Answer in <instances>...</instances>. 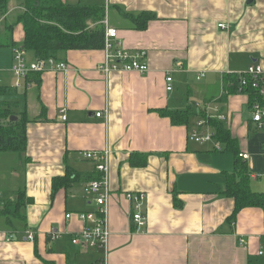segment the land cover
<instances>
[{"label": "crops", "instance_id": "1", "mask_svg": "<svg viewBox=\"0 0 264 264\" xmlns=\"http://www.w3.org/2000/svg\"><path fill=\"white\" fill-rule=\"evenodd\" d=\"M15 1L6 15L11 23L22 9ZM64 1L108 6L122 47L147 51L150 70L105 74L104 49L68 50L58 55L68 71L32 73L15 87L11 70H1L13 57H0V100L27 119L26 150L0 152V264H101L100 251L72 242L91 225L78 214L97 210L85 188L100 174L86 151L110 152L108 264H264V210L243 208L231 219L235 200L225 194L236 152L249 155L251 190L264 193V129L253 121L250 95L231 81L253 64L264 67V0ZM144 12L156 15L145 29L126 16ZM24 37L22 24L15 25L14 41ZM211 102L225 115L212 119L236 139V152L216 138L214 123V141L190 140ZM166 108L189 111V122L174 124L160 115ZM135 192L147 194L144 227L134 223L126 197ZM19 193L24 218L14 229L1 211ZM27 230L34 241L25 239ZM54 230L58 239L50 237ZM14 231L17 238L8 240Z\"/></svg>", "mask_w": 264, "mask_h": 264}, {"label": "trees", "instance_id": "2", "mask_svg": "<svg viewBox=\"0 0 264 264\" xmlns=\"http://www.w3.org/2000/svg\"><path fill=\"white\" fill-rule=\"evenodd\" d=\"M10 2L11 0H0V48L22 46L36 59H58L61 52L68 50H96L105 46L106 28L103 23L106 17L105 5H74L64 0H20L22 9L17 15L16 22L11 23L6 18ZM126 16L137 29L147 28L148 23L156 18V15L150 12ZM17 24H22L24 29L25 37L22 44L14 41V29ZM31 74L27 81L31 80ZM231 81H234L236 86L239 85L238 76H233ZM246 91L253 103L258 97L257 91L251 86ZM3 94L5 89L1 86L0 96ZM159 113L169 117L174 124L189 122V111H174L166 108L159 110ZM13 117L16 116L11 107L6 101L0 100V152L22 153L27 148V119L23 114L19 120L17 118L13 120ZM215 121L209 119L208 123L216 125V138L225 142L226 150L236 152V139L222 123ZM235 155V170L227 175L225 190V194L235 200L236 209L231 219H234L243 208L259 207L264 210V193L251 190V171L241 155L238 152ZM59 180L63 182L69 179L67 177L56 179V185ZM17 197L8 199L6 207L1 211L6 222L14 229H17V223L22 222L24 218L22 208L25 204V196L19 193ZM12 207L15 209H11ZM48 264L55 263L49 261Z\"/></svg>", "mask_w": 264, "mask_h": 264}, {"label": "built area", "instance_id": "3", "mask_svg": "<svg viewBox=\"0 0 264 264\" xmlns=\"http://www.w3.org/2000/svg\"><path fill=\"white\" fill-rule=\"evenodd\" d=\"M105 1L106 3L108 2V0ZM108 9V6H106V17L103 20L106 28L105 46L103 48L105 51V60L101 66V70L105 74H109L113 71L148 72L150 70L149 66L143 61L147 55V51L143 49L131 51L122 47L119 42L118 30L110 24ZM219 27L226 29L227 25L225 23H220ZM48 69L55 71H68L69 66L66 62L55 58L35 59L32 61L29 59V52L24 47L19 46L13 48V65L10 70L15 79V87H20L24 84L31 73L44 72ZM202 76L203 74L200 75V77ZM167 82V90L170 91L173 89L172 76L167 77ZM1 85L2 79L0 76V86ZM250 86L256 90L258 94V97L251 105L253 121L257 125V128L264 129V67L261 65L253 64L245 72L239 74L238 91L248 93L246 90ZM203 113L205 114V117L197 121L196 126L190 133V140L200 143L214 141V134L208 130V120L212 118H225V115L221 112L219 104L216 102H211L205 105ZM96 115L97 117H102L104 113L98 112ZM63 118L66 119V116L64 115ZM215 147L217 150H220V143L215 142ZM83 155L85 158L95 161L96 169L100 174L99 178L90 181L85 188V191L93 197L97 205V210L95 212L78 214L83 221L86 223L90 222L91 225L86 226L80 233L76 234L73 237L72 242L74 244L82 245L87 249H96L100 251L102 253L100 263L108 264L110 231L107 223V215L108 203L111 195L109 179L110 152L86 151ZM241 157L243 159H248L249 155L241 154ZM2 197L3 194L2 191H0V199ZM126 197L132 203L134 208V223L138 227H144L146 225V216L142 212V206L147 198V194L145 192L127 193ZM67 217L70 218L72 215L68 214ZM25 234L26 240H35L34 232L27 230ZM60 236L58 230L52 231L50 235L52 239H58ZM15 238H17L15 232L8 233V240H13Z\"/></svg>", "mask_w": 264, "mask_h": 264}, {"label": "rangeland", "instance_id": "4", "mask_svg": "<svg viewBox=\"0 0 264 264\" xmlns=\"http://www.w3.org/2000/svg\"><path fill=\"white\" fill-rule=\"evenodd\" d=\"M12 1L13 2H16L15 0H12ZM99 2L100 3H103V1H99ZM8 53H11V56L13 57V51H10V48H0V57L4 58V56L7 55L6 58L8 59V56H9ZM12 65H13V59H12V64H11L10 67H8V68H1V70H3V69H11Z\"/></svg>", "mask_w": 264, "mask_h": 264}, {"label": "water", "instance_id": "5", "mask_svg": "<svg viewBox=\"0 0 264 264\" xmlns=\"http://www.w3.org/2000/svg\"><path fill=\"white\" fill-rule=\"evenodd\" d=\"M16 119V117H13V120H15Z\"/></svg>", "mask_w": 264, "mask_h": 264}]
</instances>
